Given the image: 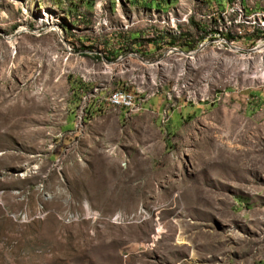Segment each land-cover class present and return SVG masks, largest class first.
<instances>
[{
	"label": "rangeland",
	"instance_id": "374dc122",
	"mask_svg": "<svg viewBox=\"0 0 264 264\" xmlns=\"http://www.w3.org/2000/svg\"><path fill=\"white\" fill-rule=\"evenodd\" d=\"M260 40L264 0H0V264H264Z\"/></svg>",
	"mask_w": 264,
	"mask_h": 264
},
{
	"label": "built area",
	"instance_id": "2783aa9c",
	"mask_svg": "<svg viewBox=\"0 0 264 264\" xmlns=\"http://www.w3.org/2000/svg\"><path fill=\"white\" fill-rule=\"evenodd\" d=\"M181 43V42H180ZM180 43H176V44H173L171 46H164L163 48L166 49L162 55H165L167 53H176L178 51H185L181 48L180 46ZM206 43H218V44H221V45H224V46H228V47H231V48H236L237 50H239L240 48H238L237 46L233 45V43H229V42H225L224 39H222V37H217L209 42H206ZM205 43V44H206ZM264 41H259L255 46H258L259 44H263ZM65 46H69V43H64ZM145 47H146V44H145ZM149 51L150 50H153L155 51L156 48H147ZM143 52L145 53V49H142ZM194 50V49H193ZM156 51L158 52H161L162 49H157ZM188 51H191V50H188ZM141 50H135V51H132L131 52H128V53H124V54H119L118 57L120 56H125V55H137V56H143V53ZM118 57H115V58H118ZM100 58H107V57H104L102 54H100ZM75 81V80H74ZM76 85L77 83L80 84V88L78 90H75L73 89L74 91V94H78L80 95V97L82 96V92H86V89H87V85L83 84V83H80L79 81H75ZM143 98H145V96L143 95ZM143 98H140V99H143ZM110 102H116V103H119V104H124L125 105V109H126V116H129L130 115V109L131 107H134L133 106V94L130 90H121V92H116V99H113L112 101ZM90 105H93V103H91ZM93 107H96L93 105ZM164 113L167 114V110L163 109ZM164 114V115H165Z\"/></svg>",
	"mask_w": 264,
	"mask_h": 264
},
{
	"label": "bare ground",
	"instance_id": "6f19581e",
	"mask_svg": "<svg viewBox=\"0 0 264 264\" xmlns=\"http://www.w3.org/2000/svg\"><path fill=\"white\" fill-rule=\"evenodd\" d=\"M170 35V34H169ZM173 35L175 37H180L181 36V32L180 31H174ZM177 39V38H176ZM179 39V38H178ZM176 44V43H175ZM204 43L201 44V47H203ZM257 49H260V58H261V67L257 69V71L255 73H261V69L264 68V43L263 44H259L257 46ZM181 53H184L183 51H179ZM190 53L187 54V56L189 55ZM186 55V54H185ZM130 56H134V57H137L139 58L140 60L144 61V63H148L150 64L149 61H145L143 58H141L140 56H137V55H130ZM122 57H120L119 59H121ZM253 73V77H256V74ZM261 80H264V73L262 74L261 76ZM121 90H130L133 94V106L134 107H131L130 109V113H135V112H138L142 109V104H143V99H140L142 98L138 92H136L135 90H131L129 88H123V89H116L114 91H112L108 97H107V101L113 105L114 107H118L120 108L121 110H124L126 112V109H125V105L124 104H119V103H116V102H110L112 101L113 99H116V92H121Z\"/></svg>",
	"mask_w": 264,
	"mask_h": 264
},
{
	"label": "crops",
	"instance_id": "0c3cea01",
	"mask_svg": "<svg viewBox=\"0 0 264 264\" xmlns=\"http://www.w3.org/2000/svg\"><path fill=\"white\" fill-rule=\"evenodd\" d=\"M252 97H245L244 100H246V107L248 109L255 110L254 115L257 114L259 111H262V117L264 119V90L255 91L254 93H251ZM253 103H256L254 105ZM258 106V109L256 108Z\"/></svg>",
	"mask_w": 264,
	"mask_h": 264
},
{
	"label": "trees",
	"instance_id": "16d2710c",
	"mask_svg": "<svg viewBox=\"0 0 264 264\" xmlns=\"http://www.w3.org/2000/svg\"><path fill=\"white\" fill-rule=\"evenodd\" d=\"M147 7H149V6H147ZM66 15L68 17L72 16L70 12H67ZM163 38H165V37L156 35L155 37H153L152 39H149L148 41L151 42L152 46H154L153 48H155V46H159V44H160L159 42H161V40L162 41L164 40ZM168 43H170L171 45L175 44V39L174 38L173 39H169ZM71 80H72V89L78 90L80 88V84L77 83V85H76L75 81L72 78H71ZM79 82L83 83V84H86L84 81H81V80Z\"/></svg>",
	"mask_w": 264,
	"mask_h": 264
}]
</instances>
